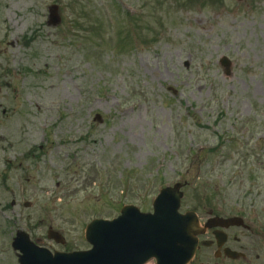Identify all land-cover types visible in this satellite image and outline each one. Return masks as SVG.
<instances>
[{"label":"rangeland","instance_id":"1","mask_svg":"<svg viewBox=\"0 0 264 264\" xmlns=\"http://www.w3.org/2000/svg\"><path fill=\"white\" fill-rule=\"evenodd\" d=\"M148 1L162 9L160 36L132 48L121 45L127 28H111L100 9L116 23L115 7L141 17L146 0H85L106 43L94 53L66 38L63 20L46 26L47 7L57 4L64 19L70 0H0V169L9 193L0 191V264H17L9 240L18 229L50 250L87 249L91 219L113 218L124 204L149 211L159 188L182 181L186 156L200 166L189 178L200 190L219 174L228 180L238 158L264 156V0ZM220 140L227 145L211 152ZM49 227L65 246L46 239Z\"/></svg>","mask_w":264,"mask_h":264},{"label":"water","instance_id":"2","mask_svg":"<svg viewBox=\"0 0 264 264\" xmlns=\"http://www.w3.org/2000/svg\"><path fill=\"white\" fill-rule=\"evenodd\" d=\"M59 23L57 8H49L47 24L55 27ZM221 65L228 72L230 63L223 60ZM178 189L176 185L161 190L153 202V214L124 207L121 216L111 222H91L85 230L91 251L52 256L31 244L23 233L17 234L12 248L21 253L19 264H144L152 258L157 264H185L194 252L199 229L192 214L177 213ZM48 237L61 242L53 232Z\"/></svg>","mask_w":264,"mask_h":264},{"label":"flooded vegetation","instance_id":"3","mask_svg":"<svg viewBox=\"0 0 264 264\" xmlns=\"http://www.w3.org/2000/svg\"><path fill=\"white\" fill-rule=\"evenodd\" d=\"M258 177L262 174H257ZM247 195L233 194L216 189L213 204H200L195 212L202 224L215 219V226L199 237V247L191 264H264V217L259 213L264 206V191L254 185ZM234 220L226 227L223 220ZM241 256L228 258L226 252Z\"/></svg>","mask_w":264,"mask_h":264},{"label":"trees","instance_id":"4","mask_svg":"<svg viewBox=\"0 0 264 264\" xmlns=\"http://www.w3.org/2000/svg\"><path fill=\"white\" fill-rule=\"evenodd\" d=\"M82 11V9L81 8H77L76 9V13H75V15H77V17L79 16V13ZM83 26H85V24H83Z\"/></svg>","mask_w":264,"mask_h":264}]
</instances>
